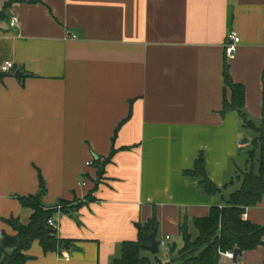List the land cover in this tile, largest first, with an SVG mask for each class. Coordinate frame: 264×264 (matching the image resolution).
I'll list each match as a JSON object with an SVG mask.
<instances>
[{
	"label": "crops",
	"instance_id": "0c3cea01",
	"mask_svg": "<svg viewBox=\"0 0 264 264\" xmlns=\"http://www.w3.org/2000/svg\"><path fill=\"white\" fill-rule=\"evenodd\" d=\"M2 11L0 66L15 68L0 69V235L15 233L5 219L29 223L20 197L43 180L67 243L45 252L35 241L26 264H111L154 216L169 253L182 222L195 230L240 188L252 151L264 163L260 132L221 112L227 61L262 123L264 0H0ZM201 152L216 195L185 174ZM244 217L264 226V197ZM216 264H264V243Z\"/></svg>",
	"mask_w": 264,
	"mask_h": 264
},
{
	"label": "trees",
	"instance_id": "16d2710c",
	"mask_svg": "<svg viewBox=\"0 0 264 264\" xmlns=\"http://www.w3.org/2000/svg\"><path fill=\"white\" fill-rule=\"evenodd\" d=\"M20 0H15L19 2ZM23 1V0H21ZM14 1H8L7 5ZM5 17L0 12V19ZM224 87L222 114L237 111L245 128H254L260 132L256 142L264 144V104L263 119L260 127H256L245 110V87L236 83L230 72V64L224 63ZM230 90L228 97L227 91ZM254 151L251 152L252 165L243 172L241 186L233 191L226 204L222 207L214 206L206 217L194 218L192 229L188 220L180 224L183 245L178 248L172 246L167 261L156 259L155 264H216L223 252L253 250L261 246L264 241V226L247 220L244 215L249 206L257 205L264 197V163L255 168ZM199 181V189L203 193L216 195L220 188L209 178L206 171V160L203 152L196 160L195 168L185 171ZM40 191L36 195L20 197L23 205L33 210L29 223L22 222L18 217H10L4 221L12 227L14 234L4 231L0 235V264H26L30 256L28 250L35 241H39L45 252L56 251L67 245L59 239L55 228L48 223L56 208L45 207L42 197L45 193V183L41 180ZM63 208H66L64 205ZM158 227L154 216L147 222L138 225V239L125 241L120 245L118 256L111 264H154L153 259L146 255V245L150 244L149 235ZM157 255V254H154Z\"/></svg>",
	"mask_w": 264,
	"mask_h": 264
},
{
	"label": "built area",
	"instance_id": "2783aa9c",
	"mask_svg": "<svg viewBox=\"0 0 264 264\" xmlns=\"http://www.w3.org/2000/svg\"><path fill=\"white\" fill-rule=\"evenodd\" d=\"M14 20H15V23L13 22ZM17 24H18V18L15 17L11 20V25L14 26ZM239 44H240V37L238 36V34L235 31H232L228 36V43L226 45V55L229 59H233L236 57V55L238 53ZM14 68H15V64L11 60H6L0 66V69L3 72H9ZM89 163H91V162H89ZM48 223L51 227L55 228L56 230L58 229V225L54 222V220L52 218L49 219ZM164 242L165 241H161V247L165 245ZM222 254H223V256L225 255L226 257H228L230 259L234 258V251L233 250L223 252Z\"/></svg>",
	"mask_w": 264,
	"mask_h": 264
},
{
	"label": "water",
	"instance_id": "95a60500",
	"mask_svg": "<svg viewBox=\"0 0 264 264\" xmlns=\"http://www.w3.org/2000/svg\"><path fill=\"white\" fill-rule=\"evenodd\" d=\"M150 244L146 245L148 251L152 254H158L161 250V240L157 238V228L149 235ZM243 254V251L240 248H235L234 250V262H237L238 257Z\"/></svg>",
	"mask_w": 264,
	"mask_h": 264
},
{
	"label": "rangeland",
	"instance_id": "374dc122",
	"mask_svg": "<svg viewBox=\"0 0 264 264\" xmlns=\"http://www.w3.org/2000/svg\"><path fill=\"white\" fill-rule=\"evenodd\" d=\"M248 154V153H247ZM237 183V182H236ZM148 256L153 258V263H156V259L162 260V261H167L169 258V253L166 248H162L160 252L157 255H153L150 251L145 252ZM153 256V257H152Z\"/></svg>",
	"mask_w": 264,
	"mask_h": 264
},
{
	"label": "clouds",
	"instance_id": "9594fccd",
	"mask_svg": "<svg viewBox=\"0 0 264 264\" xmlns=\"http://www.w3.org/2000/svg\"><path fill=\"white\" fill-rule=\"evenodd\" d=\"M13 22L15 23V20Z\"/></svg>",
	"mask_w": 264,
	"mask_h": 264
}]
</instances>
